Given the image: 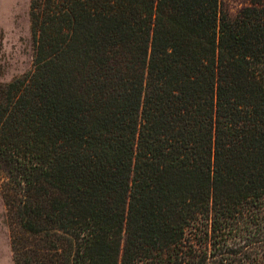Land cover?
<instances>
[{
	"label": "trees",
	"instance_id": "1",
	"mask_svg": "<svg viewBox=\"0 0 264 264\" xmlns=\"http://www.w3.org/2000/svg\"><path fill=\"white\" fill-rule=\"evenodd\" d=\"M0 82L14 264H264V0H31Z\"/></svg>",
	"mask_w": 264,
	"mask_h": 264
},
{
	"label": "rangeland",
	"instance_id": "2",
	"mask_svg": "<svg viewBox=\"0 0 264 264\" xmlns=\"http://www.w3.org/2000/svg\"><path fill=\"white\" fill-rule=\"evenodd\" d=\"M231 16L250 0H221ZM31 0H0V82H9L34 68ZM0 264H14L7 208L0 190Z\"/></svg>",
	"mask_w": 264,
	"mask_h": 264
}]
</instances>
